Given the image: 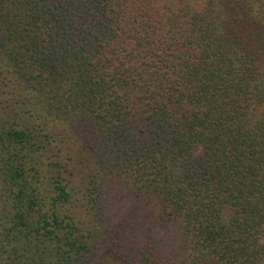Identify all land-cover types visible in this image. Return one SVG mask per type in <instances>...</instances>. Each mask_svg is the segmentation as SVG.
<instances>
[{
    "label": "trees",
    "instance_id": "trees-1",
    "mask_svg": "<svg viewBox=\"0 0 264 264\" xmlns=\"http://www.w3.org/2000/svg\"><path fill=\"white\" fill-rule=\"evenodd\" d=\"M0 264H264V0H0Z\"/></svg>",
    "mask_w": 264,
    "mask_h": 264
},
{
    "label": "rangeland",
    "instance_id": "rangeland-1",
    "mask_svg": "<svg viewBox=\"0 0 264 264\" xmlns=\"http://www.w3.org/2000/svg\"><path fill=\"white\" fill-rule=\"evenodd\" d=\"M70 167V164L68 165ZM80 167V165H79ZM70 169L73 171L74 175L71 176L73 179V182L71 183V188L73 189L74 192V205L79 209V210H85V206H82L87 203L86 200V192H85V185L82 183V176L83 173L79 168L77 169Z\"/></svg>",
    "mask_w": 264,
    "mask_h": 264
}]
</instances>
